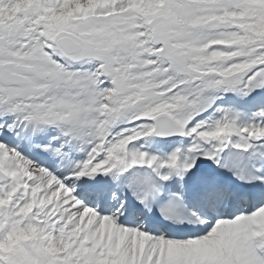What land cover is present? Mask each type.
Returning a JSON list of instances; mask_svg holds the SVG:
<instances>
[{
  "label": "snow or ice",
  "instance_id": "obj_1",
  "mask_svg": "<svg viewBox=\"0 0 264 264\" xmlns=\"http://www.w3.org/2000/svg\"><path fill=\"white\" fill-rule=\"evenodd\" d=\"M0 264H264V0H0Z\"/></svg>",
  "mask_w": 264,
  "mask_h": 264
}]
</instances>
